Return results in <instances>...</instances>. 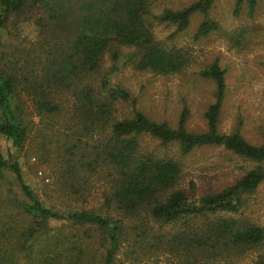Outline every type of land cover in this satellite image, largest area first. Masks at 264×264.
<instances>
[{
  "label": "trees",
  "instance_id": "trees-1",
  "mask_svg": "<svg viewBox=\"0 0 264 264\" xmlns=\"http://www.w3.org/2000/svg\"><path fill=\"white\" fill-rule=\"evenodd\" d=\"M52 1L0 0V48L8 23L18 26L30 8L51 12L71 36L52 54L34 51L35 62L22 51L12 59L19 73L0 68V136L20 154L30 129L38 128L37 152L43 153L37 159L61 166L67 173L60 170L61 179L73 180V194L67 201L39 200L18 156L5 158L0 151V180L9 185L0 194V264H117L123 248L135 262L171 255L177 264H234L262 250L263 228L243 218L220 217L238 214L242 197L264 182V145L249 143L238 128L220 131L227 86L218 62L198 72L213 87L200 132L188 129L186 104L174 124L155 121L137 108L129 89L113 80L120 60L140 73L170 76L186 70L191 56L174 40L191 27L196 14L202 21L195 41L218 31L210 16L217 0L182 6L159 0H87L73 20L63 14L65 9L55 14L63 3ZM257 7L258 0H234L233 14L245 11L253 19ZM38 22L45 24L43 17ZM156 25L172 30L159 39ZM251 34L235 32L242 40ZM22 87L30 93L28 100L20 94ZM126 103L131 114L120 118L118 106ZM149 139L158 146L149 148ZM203 147H222L257 165L222 190L192 199L179 188L183 157ZM101 181L109 190L99 208L89 210L83 204ZM253 262L264 264V253Z\"/></svg>",
  "mask_w": 264,
  "mask_h": 264
},
{
  "label": "rangeland",
  "instance_id": "rangeland-1",
  "mask_svg": "<svg viewBox=\"0 0 264 264\" xmlns=\"http://www.w3.org/2000/svg\"><path fill=\"white\" fill-rule=\"evenodd\" d=\"M85 1L87 0H70L69 3L68 0H61L63 7L62 9L55 7L57 8L55 14L65 9L63 14L69 20H73L75 15L80 16L77 9ZM193 1L196 0H159L163 4L176 6L187 5ZM69 4L70 7H67ZM74 6L76 7L73 9ZM256 9L253 19L247 18L244 15L245 11H242L238 17L233 14L234 0H217L210 16L219 24L218 31L209 35L207 39L195 41L193 35L202 21V17L196 14L192 19L191 27L174 40L178 47L187 49L188 55L191 56L192 63L186 70L170 76L140 73L130 66H124L123 60H120L117 63L119 70L113 74L115 84L129 89L136 98L137 108L155 121L167 120L174 124L186 104L190 110L188 129L200 132L205 129L202 112L212 103L213 87L211 81L201 78L198 72L213 62H218L225 70L227 86L220 118V131L230 133L238 128L240 134L249 143L264 145V0H258ZM41 17L45 21L43 25L38 22ZM19 21L18 26L8 23L5 34H2L3 47L0 48L2 60L0 68L9 70L13 75L19 73V64L14 63L12 59L19 58L22 51L29 54V59H32L33 52L40 48L52 54L71 38L64 22L53 19L49 11L42 12L40 9L30 8L29 13L20 17ZM238 29L252 31L250 39L242 40L235 36ZM171 30L172 28L155 26L159 39H164ZM126 52L127 50H124L125 54ZM107 62L110 64L108 57ZM15 64L16 68H14ZM19 91L24 99L30 98L28 89L22 87ZM130 114L131 107L127 103L119 104L117 115L120 118L128 117ZM34 120L37 122L36 118ZM37 129H30V137L22 153L14 152L10 142L5 141L1 136L0 151L5 158L12 154L18 156L25 180L38 195L39 200L52 203L56 201L55 198L60 197L67 201L68 194H73L71 191L73 180L68 184L65 179H61L60 170L65 177L67 176L61 166L54 162L53 165L48 164L49 159L46 161V158L44 163L39 161L41 159H37L38 155L43 153L37 152L39 146V143H36ZM147 145L151 149L158 146L157 142L151 140ZM172 148L177 154V148ZM183 164L179 188L191 194L192 199L222 190L257 165L222 147L196 149L183 157ZM7 187H9L7 182L0 180V188H2L0 194L1 191L5 194ZM12 187L16 189V185ZM104 190L107 192L109 190L106 181L94 183L89 197L83 204L84 207L89 210L98 209L103 202ZM241 203L238 214L221 213L220 217L243 218L248 223L264 229V182L253 194L243 196ZM75 204L80 205L79 202ZM124 251L125 248L118 255L117 264H177L171 255L159 256L157 260L143 258L141 262H135L134 259L126 256ZM262 252L264 253V246L262 250H257L246 258H240L234 264H254L253 261H256L258 254ZM220 263L228 264L226 261Z\"/></svg>",
  "mask_w": 264,
  "mask_h": 264
}]
</instances>
